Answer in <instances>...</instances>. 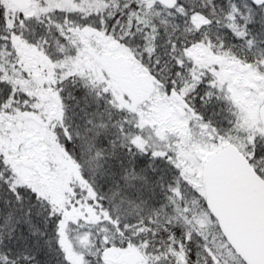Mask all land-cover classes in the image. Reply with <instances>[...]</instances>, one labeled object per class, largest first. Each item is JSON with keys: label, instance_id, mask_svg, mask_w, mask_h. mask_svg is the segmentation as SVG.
Wrapping results in <instances>:
<instances>
[{"label": "snow or ice", "instance_id": "snow-or-ice-1", "mask_svg": "<svg viewBox=\"0 0 264 264\" xmlns=\"http://www.w3.org/2000/svg\"><path fill=\"white\" fill-rule=\"evenodd\" d=\"M0 264H264V0H0Z\"/></svg>", "mask_w": 264, "mask_h": 264}]
</instances>
